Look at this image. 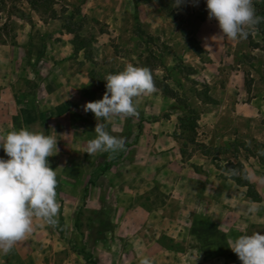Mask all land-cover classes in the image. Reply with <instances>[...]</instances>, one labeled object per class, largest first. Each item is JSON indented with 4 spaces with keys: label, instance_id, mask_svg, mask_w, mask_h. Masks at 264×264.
<instances>
[{
    "label": "rangeland",
    "instance_id": "obj_1",
    "mask_svg": "<svg viewBox=\"0 0 264 264\" xmlns=\"http://www.w3.org/2000/svg\"><path fill=\"white\" fill-rule=\"evenodd\" d=\"M253 7L264 17V0H253ZM196 32L217 50L224 38L220 61L194 51ZM80 38L86 45L74 51ZM128 63L147 67L153 82L169 90L155 85L154 92L135 97L136 116L101 118L109 134L125 138V147L89 155L97 120L83 105L100 99L105 75ZM204 64L226 76L238 68L244 79L239 100L250 109L231 116L228 104L206 147L192 144L197 131L186 123L191 108L204 110L198 102L207 84ZM167 117L184 145L183 158L195 148L213 163L211 195L168 197L150 170L144 180L132 170L140 133ZM22 127L57 139V151L46 157L57 180L52 228L83 264H138L143 256L154 264H241L228 241L264 234V20L247 39L230 40L208 18L205 0H42L37 10L27 0H0V133ZM0 157L7 158L2 148ZM233 169L250 175V183L237 184ZM131 187L149 194L131 197ZM194 187L188 182L183 190ZM141 199L150 211L128 212Z\"/></svg>",
    "mask_w": 264,
    "mask_h": 264
},
{
    "label": "clouds",
    "instance_id": "obj_2",
    "mask_svg": "<svg viewBox=\"0 0 264 264\" xmlns=\"http://www.w3.org/2000/svg\"><path fill=\"white\" fill-rule=\"evenodd\" d=\"M183 2L173 0L174 5ZM205 6L208 18L217 21L220 35L230 40L247 39L249 29L264 20L255 14L253 0H205ZM103 79L102 97L83 105V110H90L97 120L95 136L86 145L85 152L89 155L123 150L125 138L109 134L101 118L107 120L121 114L136 116L134 98L155 91L150 70L131 63L121 71L106 74ZM56 140L43 131L26 127L0 133V148L7 157H0V254L9 253L32 232L34 218L51 226L57 222L56 173L46 160L57 151ZM244 178L252 179L248 174ZM228 247L241 264H264V234L257 231L240 234L228 241ZM138 264L154 262L149 256H143Z\"/></svg>",
    "mask_w": 264,
    "mask_h": 264
},
{
    "label": "crops",
    "instance_id": "obj_3",
    "mask_svg": "<svg viewBox=\"0 0 264 264\" xmlns=\"http://www.w3.org/2000/svg\"><path fill=\"white\" fill-rule=\"evenodd\" d=\"M198 35V32H196V37L203 48V52L208 54L212 60L218 59L220 61L224 38L218 39L217 50L212 43L201 41ZM206 65L208 69H211L208 66L212 64H204L202 71L212 101L202 100L201 97H198V102L204 103L205 106L204 110L198 112L195 127L197 134L192 143H202L204 147L209 144L210 133L217 125L220 113L227 112L228 104L231 106L228 110V114L231 116L243 117L246 113H250L247 112V109L250 110L246 108L247 103L239 100L241 99L240 96L244 95V79L240 77L239 69L232 70L231 76H226L224 71H217V68H213L216 69V73L207 71ZM216 65H220L221 68L223 66V64ZM220 72H222L220 77L223 78L221 80L218 79ZM232 75L235 76V80ZM230 98H232L231 101ZM167 101L169 103L171 100L167 99ZM247 105L249 106V103ZM171 119L167 117L166 122L163 124L161 120L157 119L153 124L142 130L136 144V156L131 163L132 170L142 180H144L143 174L150 170L152 180L162 182L156 188L160 191L168 190L164 193L168 197L192 195L194 191V195H211L208 182L216 176V172H213V163L208 159L207 153L195 148L192 151L190 150L189 157L183 158L184 145H181L179 137L172 130L176 126L171 125ZM203 131L205 134L200 139L198 135ZM188 182L194 184L195 187L187 193L183 188H186ZM166 183H172L174 188L169 187L168 189ZM129 191L130 196L134 198H144L146 194H149L143 187L138 188V191L135 192L131 187ZM140 208L143 211H150L144 200L141 199L137 203L132 202L129 205L128 212H136ZM206 213L204 212V216L207 215ZM219 223L222 224L223 222ZM208 224L209 226L212 225L211 222H208ZM82 260V258L79 259V257L69 252L66 239L55 237L52 226L38 218L33 219V230L24 240L17 242L9 253L0 254V264H83Z\"/></svg>",
    "mask_w": 264,
    "mask_h": 264
},
{
    "label": "trees",
    "instance_id": "obj_4",
    "mask_svg": "<svg viewBox=\"0 0 264 264\" xmlns=\"http://www.w3.org/2000/svg\"><path fill=\"white\" fill-rule=\"evenodd\" d=\"M29 2V4L32 6V8L34 9H38L39 5H40V2L42 0H27ZM77 35V34H75ZM81 39V38H80ZM82 41V42H81ZM80 43L79 44H75L74 43V51H78V49L80 48H83L85 47L86 43L83 42V39H81ZM190 42H191V39H190ZM194 51L198 54V55H201L203 53V48L201 47L200 43H197L195 46H194ZM91 75L93 77V70H91ZM154 85H157L159 86L163 91H167L169 90V86L168 84L166 83H161V82H155ZM204 86V96H200L202 100H206V101H212V97L208 94V85L205 84L203 85ZM170 96H174L173 94H170ZM190 112V115H188L187 117V125H189V127L195 131V127L197 125V118H198V113L191 108V110L189 111ZM242 177L241 176H238L236 174H231V177L237 182V184L239 185H248L250 183V181L248 179H245L244 178V175L246 174L245 171H242Z\"/></svg>",
    "mask_w": 264,
    "mask_h": 264
}]
</instances>
